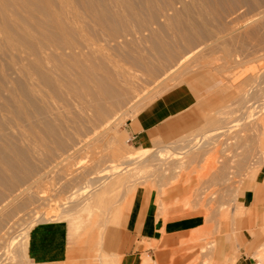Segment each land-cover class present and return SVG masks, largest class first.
I'll list each match as a JSON object with an SVG mask.
<instances>
[{"label":"rangeland","instance_id":"rangeland-1","mask_svg":"<svg viewBox=\"0 0 264 264\" xmlns=\"http://www.w3.org/2000/svg\"><path fill=\"white\" fill-rule=\"evenodd\" d=\"M200 75V129L135 156L130 124ZM263 160L264 0H0V264H30L40 222L111 226L140 186L191 185L184 209L220 232Z\"/></svg>","mask_w":264,"mask_h":264},{"label":"crops","instance_id":"crops-1","mask_svg":"<svg viewBox=\"0 0 264 264\" xmlns=\"http://www.w3.org/2000/svg\"><path fill=\"white\" fill-rule=\"evenodd\" d=\"M214 88L216 80L200 75L165 91L130 124L135 144L155 149L196 132ZM240 190L243 213L220 232L212 228L213 217L184 209L191 185L178 183L162 196L140 186L107 228L99 216L87 214L40 222L28 234L26 256L30 264H255L256 231L264 218V160L254 181Z\"/></svg>","mask_w":264,"mask_h":264},{"label":"bare ground","instance_id":"bare-ground-1","mask_svg":"<svg viewBox=\"0 0 264 264\" xmlns=\"http://www.w3.org/2000/svg\"><path fill=\"white\" fill-rule=\"evenodd\" d=\"M104 126H105V125H104ZM181 150H182V149H181ZM149 151H150V148H146V147L139 148V149L137 150L136 155H135V154H134V155H135V156H144V155L149 154L152 150H151L150 152H149ZM159 152H160L159 154H162V153H164V152H165V154L168 153V151L166 152L165 150H161V151H159ZM133 153H134V152H133ZM165 154H164V155H165ZM132 155H133V154H132ZM132 155H131V153H130L129 157L132 156ZM164 155H163V156H164ZM124 157H125V156H124ZM126 157H127V156H126ZM121 158H122V157H121ZM130 158H132V157H130ZM120 160H121V159H120ZM120 160H118V162H119ZM112 161H113V162H112ZM112 161H111V162L113 163V166L117 168L118 165H119L118 163L115 162V161H117V160L113 159ZM122 161H123V160H122ZM28 186H30V185H28ZM25 189H26V188H25ZM27 189H28V188H27ZM23 190H24V189H23ZM22 192H23V191H22ZM19 193H20V192H19ZM69 197H70V196H69ZM71 197H72V196H71ZM71 197H70V198H71ZM53 209H54V208H53ZM49 210H50V209H49ZM54 210H55V209H54ZM42 216H43V215H42ZM46 217H47V216H46ZM39 220H40V219H39ZM34 224H35V223H34ZM34 224H33V225H34ZM31 225H32V224H31ZM31 228H32V226H31ZM22 235H23V233H22ZM258 257H259L260 259H262V260L264 259V248L260 250V252L258 253ZM259 264H262V263H259Z\"/></svg>","mask_w":264,"mask_h":264}]
</instances>
